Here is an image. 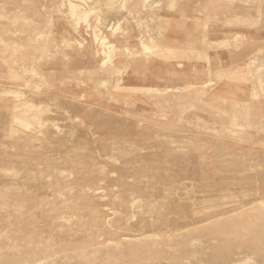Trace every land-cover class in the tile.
Here are the masks:
<instances>
[{"label":"rangeland","instance_id":"1","mask_svg":"<svg viewBox=\"0 0 264 264\" xmlns=\"http://www.w3.org/2000/svg\"><path fill=\"white\" fill-rule=\"evenodd\" d=\"M116 1L0 0V264H264V111L113 88Z\"/></svg>","mask_w":264,"mask_h":264},{"label":"crops","instance_id":"2","mask_svg":"<svg viewBox=\"0 0 264 264\" xmlns=\"http://www.w3.org/2000/svg\"><path fill=\"white\" fill-rule=\"evenodd\" d=\"M165 1L161 8L146 9L145 0L103 7L99 25L122 28L115 37L110 31L118 49L108 69L112 87L123 83L135 94L191 86L229 112L237 106L263 112L264 0H176L170 8ZM92 23L98 24L95 17ZM90 52H79L75 69L82 75L102 68L97 59L91 62Z\"/></svg>","mask_w":264,"mask_h":264},{"label":"bare ground","instance_id":"3","mask_svg":"<svg viewBox=\"0 0 264 264\" xmlns=\"http://www.w3.org/2000/svg\"><path fill=\"white\" fill-rule=\"evenodd\" d=\"M72 5H73V2H72ZM75 10V9H74ZM77 10V9H76ZM76 10L73 12V13H75L76 12ZM88 13V12H87ZM87 13H85V14H87ZM75 14H77V12L75 13ZM78 15V14H77ZM77 15H75V16H77ZM80 15V14H79ZM82 15V14H81ZM88 15V14H87ZM86 15V16H87ZM81 17V16H80ZM80 17H79V20H80ZM81 18H83V17H81ZM85 18V17H84ZM87 20V19H86ZM143 26V25H142ZM42 34H44V33H42ZM97 34V33H96ZM147 34H149V33H147ZM39 36V35H38ZM38 36L36 37V38H38ZM44 36V35H43ZM152 39V38H151ZM142 42H144L143 40H142ZM145 44V43H144ZM147 44V43H146ZM144 45L145 46V49H149V47L150 46H148V44L147 45ZM10 46V45H9ZM12 46V45H11ZM143 46V45H142ZM154 48V47H153ZM129 49V48H128ZM16 50V49H15ZM154 50V49H153ZM112 52V51H111ZM128 52H130V51H128ZM111 54V53H110ZM132 54V53H131ZM155 55V54H154ZM254 60H256V61H258L257 59H254ZM254 62V61H253ZM262 68H264V67H262ZM262 68H260V69H262ZM260 71V70H259ZM262 71V70H261ZM210 84V83H209ZM148 90H150V89H148ZM151 91V90H150ZM17 94V93H16ZM18 96V95H17ZM27 106H29V108H31L33 105H29L28 104V102H27ZM26 113V112H25ZM27 114V113H26ZM27 118H29V124L31 125H33L34 126V128L35 129H37V132H39L40 134L41 133H43L44 135H47V137L49 136V133H48V129L45 127V123H44V121L42 120V118L40 117V115L39 114H32V115H30V116H28V115H25ZM26 125H28V123H26ZM27 127H25V129H26ZM24 129V130H25ZM10 131L13 133V134H19L20 132H22V130L21 129H18V128H14L13 126L10 128ZM217 159V158H216ZM219 159V158H218ZM217 159V160H218ZM217 160H216V162H217ZM222 160V159H221ZM232 161L230 160V162L229 163H231ZM236 162V161H235ZM234 163V162H233ZM233 163H232V165H233ZM227 164V163H226ZM15 165H17V164H15ZM14 165V166H15ZM215 166L217 165V164H214ZM224 165V164H223ZM228 165V164H227ZM236 165H238V167L240 166V163L239 164H236ZM246 165V164H245ZM220 166V165H219ZM229 166V165H228ZM217 167H218V165H217ZM230 167V166H229ZM232 167V166H231ZM230 167V168H231ZM236 167V166H235ZM245 167V166H244ZM226 168V167H225ZM232 169V168H231ZM238 169V168H237ZM240 169H242V167H240ZM230 170V169H229ZM64 174V173H63ZM65 175V174H64ZM72 176V175H71ZM70 176V177H71ZM135 178V177H134ZM152 183H154V182H152ZM165 185V184H164ZM70 188V187H69ZM242 189V188H241ZM95 190H97V189H95ZM73 191V190H72ZM101 191V190H100ZM97 192V191H96ZM119 193V192H118ZM234 195V194H233ZM235 196V195H234ZM116 206V205H115ZM23 209V208H22ZM113 210H114V208H113ZM115 214H116V212H115ZM151 220H152V218H151ZM203 220V219H202ZM108 221V220H107ZM111 221V220H110ZM155 222V221H154ZM156 224H157V222H155ZM155 228V227H154ZM45 234H47V233H45ZM50 239V238H49ZM47 246V245H46ZM58 246V245H57ZM243 253V252H242ZM19 254V253H18ZM188 255V254H187ZM191 255H193V254H191ZM13 256H14V254H13ZM12 256V257H13ZM232 256V255H231ZM247 256V255H246ZM185 257H189L190 258V256H185ZM196 257V256H195ZM194 258V257H193ZM246 258V257H245ZM185 259V258H184ZM197 259H199V258H197ZM235 259V258H234ZM247 259V258H246ZM249 259V258H248ZM248 259H247V261H248ZM182 260V259H181ZM195 260V259H194ZM236 260H239V259H236ZM252 260V259H251ZM185 261V260H184ZM222 261V260H221ZM232 261H234L233 260V258H232ZM246 261V262H247ZM28 262V261H27ZM42 262H44V260L42 261ZM227 262V261H226ZM226 262H225V264H226ZM228 262H229V260H228ZM227 262V263H228ZM250 262V261H249ZM249 262H248V264H249ZM252 262H253V260H252ZM191 263V262H190ZM230 263V262H229ZM228 263V264H229ZM251 263V262H250ZM7 264V263H6ZM193 264V263H192ZM196 264V263H195ZM222 264V263H221ZM233 264V263H232ZM243 264H246V263H243Z\"/></svg>","mask_w":264,"mask_h":264}]
</instances>
